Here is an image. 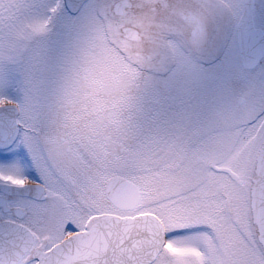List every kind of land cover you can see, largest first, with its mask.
Here are the masks:
<instances>
[{
    "label": "snow or ice",
    "instance_id": "obj_1",
    "mask_svg": "<svg viewBox=\"0 0 264 264\" xmlns=\"http://www.w3.org/2000/svg\"><path fill=\"white\" fill-rule=\"evenodd\" d=\"M172 8L195 53L155 0H0V264H264V92L200 78L235 8Z\"/></svg>",
    "mask_w": 264,
    "mask_h": 264
},
{
    "label": "flooded vegetation",
    "instance_id": "obj_2",
    "mask_svg": "<svg viewBox=\"0 0 264 264\" xmlns=\"http://www.w3.org/2000/svg\"><path fill=\"white\" fill-rule=\"evenodd\" d=\"M240 1V5H238ZM244 0H220V3L232 5L235 11L231 18L227 21L223 28L216 30L215 35L209 43V51L203 58L202 71L200 78L206 82V88L214 92L217 96H222L226 91V86L237 91L247 87L254 90L257 97L264 92L263 84H258L254 78L250 84L249 81L244 83L233 82L242 70L240 62L237 58V21L241 17L244 6ZM202 5L200 12H207L212 6L213 0H199ZM165 5L167 0H164ZM252 20L254 26L264 31V0H252ZM223 10V9H221ZM231 24V27H230ZM151 41L143 40V47L149 48ZM34 171V170H33ZM32 179L33 177L30 176ZM38 179V177H37Z\"/></svg>",
    "mask_w": 264,
    "mask_h": 264
},
{
    "label": "clouds",
    "instance_id": "obj_3",
    "mask_svg": "<svg viewBox=\"0 0 264 264\" xmlns=\"http://www.w3.org/2000/svg\"><path fill=\"white\" fill-rule=\"evenodd\" d=\"M157 11L154 18L150 19L146 24V29L150 32H158L162 28L171 27L179 29L180 40L186 46L193 50L195 53L196 44L193 41V26L186 21L181 14L173 12L172 6L181 4L185 10L199 11L202 8L199 0H167L165 7L164 0H155ZM212 6L223 8L220 0H213ZM216 33L215 24L208 27L207 43L209 44ZM168 38H174V33H168ZM148 48H146L147 50Z\"/></svg>",
    "mask_w": 264,
    "mask_h": 264
},
{
    "label": "water",
    "instance_id": "obj_4",
    "mask_svg": "<svg viewBox=\"0 0 264 264\" xmlns=\"http://www.w3.org/2000/svg\"><path fill=\"white\" fill-rule=\"evenodd\" d=\"M250 6V4H246V12L238 25V40L244 67L256 64L264 48L263 36L260 32L253 30L250 19Z\"/></svg>",
    "mask_w": 264,
    "mask_h": 264
},
{
    "label": "rangeland",
    "instance_id": "obj_5",
    "mask_svg": "<svg viewBox=\"0 0 264 264\" xmlns=\"http://www.w3.org/2000/svg\"><path fill=\"white\" fill-rule=\"evenodd\" d=\"M238 5H240V1H239ZM257 74H258V73H257ZM251 81H252V80H251ZM251 81H249V84H250ZM258 84H263V87H264V80H259V81H258ZM237 91H239V90H237ZM14 93H15V89H13L12 92L5 93V92L3 91V88L0 87V95H8V96H10L11 98L16 99L17 97L14 95Z\"/></svg>",
    "mask_w": 264,
    "mask_h": 264
}]
</instances>
